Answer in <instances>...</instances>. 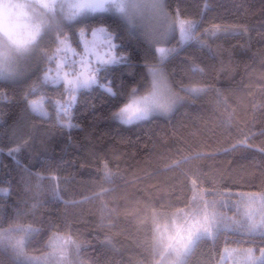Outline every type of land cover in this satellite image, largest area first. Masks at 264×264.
Instances as JSON below:
<instances>
[{
	"label": "snow or ice",
	"instance_id": "1",
	"mask_svg": "<svg viewBox=\"0 0 264 264\" xmlns=\"http://www.w3.org/2000/svg\"><path fill=\"white\" fill-rule=\"evenodd\" d=\"M200 27V20L184 15L180 0H0V85L7 86L0 89V102L23 107L22 117L0 125V200L17 205L14 217L0 221V264H91L75 228L82 220L28 219L44 207L48 192L67 206L97 201L102 226L142 250L134 264H264V179L247 191L205 181L191 166L211 158L203 141H183L161 154L151 170L138 172H121L98 157L94 190L80 192V200L65 199L72 178L65 177L62 186L55 166L33 157L34 122L82 127L74 123V109L91 92H99L124 125L171 117L182 103L212 92L222 124L232 125L245 95L229 97L199 79L208 69L195 57L182 61L191 73L184 80L175 82L167 69L189 48L208 46ZM177 31L176 44L168 47ZM259 55L264 59V49ZM243 87L254 97L253 85ZM255 87L260 102L249 100V107L264 112V74ZM250 139L243 135L232 150L250 148L264 158V141L258 147ZM174 173L175 180L166 178ZM129 218L146 230L129 232L123 226ZM36 234L46 238L39 255L30 248ZM114 240L107 236L105 247ZM205 245L206 256L194 259Z\"/></svg>",
	"mask_w": 264,
	"mask_h": 264
},
{
	"label": "trees",
	"instance_id": "2",
	"mask_svg": "<svg viewBox=\"0 0 264 264\" xmlns=\"http://www.w3.org/2000/svg\"><path fill=\"white\" fill-rule=\"evenodd\" d=\"M167 2L174 3L175 0ZM180 3L186 17L201 21L200 35L208 46L191 47L167 64L171 78L179 82L185 79V75H191L189 66L182 61L195 57L197 63L208 69L206 75L198 78L215 88L224 89L229 97L245 95L244 107L237 108V119L232 125L224 126L214 103L215 95L209 92L202 98L182 103L171 117L124 125L112 117L111 106L105 98L99 92H91L74 109V123L82 127L68 130L61 128L55 120L35 121L33 157L54 165L62 186L65 177L72 178V194L65 196L66 200H80V192L94 190L90 182L97 178L96 170L101 164L98 157L109 159L111 166L114 169L118 167L121 172L151 170L161 154L175 151L183 141L191 142L193 139L203 141L206 145L203 150L211 154V158L193 161L191 165L200 171L205 181L222 187L239 184L241 190L247 191L256 190L250 186L259 185L264 179V158L258 152L250 148L232 150V145L245 134L252 137L249 144L259 147L264 141L261 135L264 132V112L259 108L252 110L248 104L253 99L260 102V92L255 85L259 83V76L264 74V59L259 55L264 49V0H180ZM205 3L209 5L207 10L203 8ZM109 15L119 19L114 13ZM213 25L236 30L208 34ZM137 52L143 55L139 49ZM222 65L225 71L219 72ZM248 84L253 85L254 97L246 96L247 90L243 85ZM6 88V85H0V89ZM0 110V125L5 122L11 124L23 116L22 102L9 107L0 102ZM192 133L196 136L193 137ZM32 162L36 163V159L33 158ZM177 175L166 174V178L175 180ZM3 178V170L0 169V180ZM43 199L46 201L44 207L30 213L28 219L59 221L67 216L72 220H82L75 228L79 230L78 238L86 242L84 255L91 264L97 260L107 261V264H134L139 258L142 250L133 240L120 237L102 226L97 201L67 206L54 199L50 192ZM18 204L24 208L22 203ZM16 211L17 205L0 200V221L14 217ZM140 214L147 215L146 211ZM123 226L136 234L146 230L145 225L131 218L124 221ZM107 236L115 237L113 247H105ZM45 243L46 238L36 234L30 248L39 255ZM207 252L208 246H202L194 259L204 258Z\"/></svg>",
	"mask_w": 264,
	"mask_h": 264
},
{
	"label": "rangeland",
	"instance_id": "3",
	"mask_svg": "<svg viewBox=\"0 0 264 264\" xmlns=\"http://www.w3.org/2000/svg\"><path fill=\"white\" fill-rule=\"evenodd\" d=\"M114 14H115V13H114ZM232 30H236V28H234V27H220V30H219V31L230 32V31H232ZM216 32H217V31H216ZM208 34H213V32L210 30V31L208 32ZM178 38H179V35H178V31H177V33H176V38H175V39H172L171 43L168 44L167 46H168V47L174 46V45L176 44V40H178ZM117 121H118V120H117ZM229 264H231L230 261H229Z\"/></svg>",
	"mask_w": 264,
	"mask_h": 264
}]
</instances>
